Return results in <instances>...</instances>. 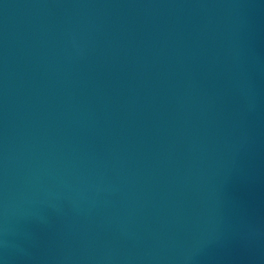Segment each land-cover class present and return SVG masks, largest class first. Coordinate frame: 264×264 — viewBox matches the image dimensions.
I'll list each match as a JSON object with an SVG mask.
<instances>
[{
    "label": "water",
    "instance_id": "water-1",
    "mask_svg": "<svg viewBox=\"0 0 264 264\" xmlns=\"http://www.w3.org/2000/svg\"><path fill=\"white\" fill-rule=\"evenodd\" d=\"M0 264H264V0H0Z\"/></svg>",
    "mask_w": 264,
    "mask_h": 264
}]
</instances>
